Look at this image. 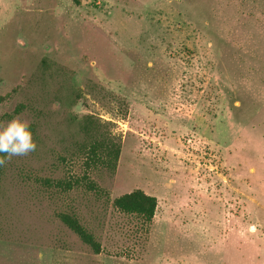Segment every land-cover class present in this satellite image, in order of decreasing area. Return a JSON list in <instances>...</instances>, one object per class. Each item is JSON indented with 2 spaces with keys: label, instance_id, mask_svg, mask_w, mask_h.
I'll list each match as a JSON object with an SVG mask.
<instances>
[{
  "label": "rangeland",
  "instance_id": "1",
  "mask_svg": "<svg viewBox=\"0 0 264 264\" xmlns=\"http://www.w3.org/2000/svg\"><path fill=\"white\" fill-rule=\"evenodd\" d=\"M85 115L113 172L80 149ZM13 118L37 148L3 167L0 264H264V0H0ZM134 189L149 223L111 204Z\"/></svg>",
  "mask_w": 264,
  "mask_h": 264
},
{
  "label": "trees",
  "instance_id": "2",
  "mask_svg": "<svg viewBox=\"0 0 264 264\" xmlns=\"http://www.w3.org/2000/svg\"><path fill=\"white\" fill-rule=\"evenodd\" d=\"M71 1L74 4H79V0ZM125 110L126 105L124 113ZM77 122L81 134H83L85 137L80 149L86 152L87 160L92 163L99 162L106 169L113 172L116 167L120 148L118 141L114 139V135L111 134V131L108 127L110 124L109 121H100L93 115H85ZM29 126L33 135L35 127L33 124H29ZM3 167H0V178L2 176ZM84 183L89 189L95 188V186L88 180H86ZM64 184L67 187L71 186L68 183ZM111 204L117 211L123 214L134 215L140 218L143 222L149 223L154 216L157 200L154 196L146 194L140 189H134L130 192L113 198ZM59 219L84 244L89 246L94 253L100 252L99 243L94 239V236L80 223L76 215L70 213H60Z\"/></svg>",
  "mask_w": 264,
  "mask_h": 264
},
{
  "label": "clouds",
  "instance_id": "3",
  "mask_svg": "<svg viewBox=\"0 0 264 264\" xmlns=\"http://www.w3.org/2000/svg\"><path fill=\"white\" fill-rule=\"evenodd\" d=\"M36 148L28 122L18 118L0 122V167L13 157L27 156Z\"/></svg>",
  "mask_w": 264,
  "mask_h": 264
}]
</instances>
